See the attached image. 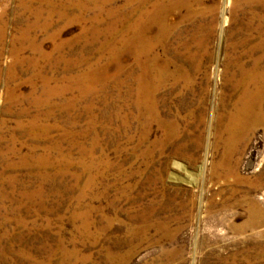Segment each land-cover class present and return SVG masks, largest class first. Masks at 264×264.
Wrapping results in <instances>:
<instances>
[{"label": "rangeland", "instance_id": "obj_1", "mask_svg": "<svg viewBox=\"0 0 264 264\" xmlns=\"http://www.w3.org/2000/svg\"><path fill=\"white\" fill-rule=\"evenodd\" d=\"M82 1L84 13L76 0H0V220L9 219L0 223V249L9 247L0 264H264V224L242 231L230 226L246 219L249 197L264 216V128L246 135L229 163L214 170L225 154L217 121L221 125L226 119L238 93L225 62L231 61L233 69L237 60L248 65L264 55V0L192 4L205 11L181 24L182 38L189 37L192 46L188 52L172 33L169 49L157 44L142 55L158 66L169 62L170 75L177 77L183 69L191 80L185 86L183 75L167 77L158 92L159 100H168V111L177 113L183 133L175 139L182 146L177 155L170 156V144L144 159L132 154V142L117 151L107 142L109 135L102 134L97 153L112 165L97 180L101 194L95 202L79 197L80 91L72 86L40 100L46 90L55 92L68 86L70 77L92 70L95 90L82 96L113 98L114 83H129V71L137 75L139 67L131 50L122 47L129 35L127 0ZM154 1L147 0L143 8L151 9ZM183 13L175 10L166 19L173 23ZM195 26L199 34L210 35L203 47L190 41ZM21 41L24 48L14 53ZM259 65L264 67V59ZM31 154L41 161L22 162ZM228 166L241 182L225 174ZM41 170L46 179L38 176ZM86 203L96 207L91 219L104 227L98 239L80 232ZM144 221L148 227L141 229Z\"/></svg>", "mask_w": 264, "mask_h": 264}, {"label": "bare ground", "instance_id": "obj_2", "mask_svg": "<svg viewBox=\"0 0 264 264\" xmlns=\"http://www.w3.org/2000/svg\"><path fill=\"white\" fill-rule=\"evenodd\" d=\"M146 2L147 0H127V30L129 32V35L123 40L122 47H125V50L127 48L131 50L130 52L136 60L137 66L139 67V73L135 75L132 71H129L131 79L129 83H127L126 81L117 80V82L114 83L116 94L113 98H84L85 96H82L84 92L85 94H91V92H94L93 90H95L94 78L91 77L93 71L92 70L89 71V73L80 72L78 75L70 77L68 81L71 83L67 84L68 86H65L64 88H57L55 92L54 90H46L45 93H47L49 96L47 95L43 100H40V102L48 101L51 95H56L57 93H60L66 89L69 90V88H71L72 86H76V88L80 91L79 100L81 98L82 100L84 99L81 110L79 112V120L81 123L79 128V164L80 176L83 179L81 183V190L79 193V197L81 199L89 197L90 201L92 202H95L96 199H98L101 193L97 190V180L99 177L103 176V170L109 169L112 165L111 162L105 159L104 154V157L102 156V149L100 151V154L97 153L99 152L98 149L100 148L101 140L100 136L102 134L103 136H105V134L109 135L110 139L105 136L107 138V142L109 144L112 143V146L115 147L117 151L122 152L123 149H126V145L132 142V154L136 155L135 157L140 156L144 159H149L150 157H152L154 151L162 152L163 149L170 144L172 145L173 149L169 152L170 156L177 155L178 149L182 146V144L177 142V140L175 139L180 135V133H183L182 131H180L177 113L173 115L171 111H168V109H170L168 100H159L158 92L164 86V82L167 80V77H173L174 79H177L180 75H183V77H185V86L190 85L191 80L186 77L183 69H178L180 75L176 74L177 77L173 73L170 75L169 71L167 70L169 62H164V64L162 63L158 66L157 64H155L154 58V61H152V59H148V61H146V59L143 60L141 59V57L142 55H146V53L156 47L157 44L162 45L163 48L169 49L171 47V45H169V37L172 33H174L175 37L179 39V44L183 48V50H187L186 52H188V50L192 46H190L191 44L189 42V37H187L186 39L182 38L183 28L181 24L190 23L196 16H202L205 9L199 7L194 8L192 5L199 4L200 2H202V0H155L152 3L151 9L149 10H145L143 8ZM92 3L95 4V1L93 0ZM75 6L77 10L80 11V13H84L87 11V6H85V3L82 0H76ZM181 9L185 10V13L182 14L183 16L181 17V19L175 20L173 23H170L166 19L168 14L175 10L177 11ZM78 17H80V15L76 16L75 18ZM154 28L156 34L153 37L147 36L146 33ZM190 33V38L193 39V41L190 40L191 43L193 42L199 47H203V45L205 44L204 40L210 36L204 34L203 32L199 34L200 28L197 26H195L193 28V31H191ZM24 39L28 40L26 38ZM24 41H21L18 43V45L13 46L12 49L14 53L24 48ZM28 42L32 49H39L38 44L33 43V41ZM115 52L117 54L119 50ZM115 52H113V54H115ZM261 59H264V55L253 57L251 63L248 65L237 60L234 64V70L232 68L230 69L231 61H229L228 63L225 62L227 75L229 77L233 76V81H231L230 84L233 89H238V93L232 101L233 108L227 114L226 119L221 122V125H218L219 121H217L216 126L218 128V133L224 135L220 136V139L224 143L225 154L222 160H220L218 164H215L214 170H218V165H227V163H229L228 160L230 159L231 151L239 143L245 141L246 137H248L246 135L253 132L254 129L258 126L264 128V67L261 68L259 65ZM229 69L234 75L231 74L230 71H228ZM80 82L83 83L80 84ZM83 86L85 87V89L83 88ZM106 87L107 85H102L101 88L105 90ZM181 108L183 109V107ZM190 114L191 112L188 111V115ZM106 123L110 125V128L108 126V128L106 127ZM87 139H89L88 143L86 142ZM34 157L35 156L33 154L23 156L22 162H32L33 164L35 162L41 161L40 159H35ZM9 165L11 166V164ZM225 174H229L230 176H232L236 182L242 181V179L236 174L235 169H233L231 166ZM38 176L43 180L46 179L47 173L41 170L40 172L38 171ZM38 191L39 190H37L35 193H38ZM245 201L247 203L246 219L239 225H230L236 231L253 229L258 227L259 225L264 224L263 210L257 200L253 197H249ZM235 202L240 203V200ZM224 205L228 206L230 204L225 203ZM94 209H96L95 206L89 205L88 203L85 204L80 213L79 229L84 237H88L90 235L93 239H98L100 233L104 231V227L101 226V224L96 225L95 222L91 219V213ZM8 220L9 219L7 218H2L0 220V223L3 224ZM149 221H144V223H142L141 225V229L144 227H148L147 225ZM91 229L93 230L91 231ZM2 235L3 234L0 235L1 239L3 237ZM1 239L0 246L2 243ZM8 248H1L0 255L3 256L4 254H6L9 251ZM107 255L109 257H120L115 252H108Z\"/></svg>", "mask_w": 264, "mask_h": 264}]
</instances>
